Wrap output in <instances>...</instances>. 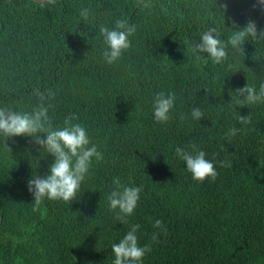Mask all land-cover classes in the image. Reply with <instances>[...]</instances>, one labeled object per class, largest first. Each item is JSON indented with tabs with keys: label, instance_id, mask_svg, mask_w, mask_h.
Listing matches in <instances>:
<instances>
[{
	"label": "trees",
	"instance_id": "obj_1",
	"mask_svg": "<svg viewBox=\"0 0 264 264\" xmlns=\"http://www.w3.org/2000/svg\"><path fill=\"white\" fill-rule=\"evenodd\" d=\"M144 2L150 7L137 0L0 3V107L31 112L39 103L34 89H51L53 127L75 114L73 123L104 157L93 158L71 204L45 198L34 212L28 181L47 175L54 158L37 151L31 137L7 139L11 153L0 149V264H113L112 244L134 225L138 245L151 248L141 264H264V103H234L237 88L264 84V40L249 38L245 54L229 45L221 64L193 52L210 27L225 43L233 21L242 28L252 20L259 32L264 11L254 8L256 0ZM116 20L136 31L109 65L99 28L112 29ZM161 91L176 94L166 123L153 114ZM194 107L200 121L191 116ZM249 113L251 123L240 124ZM233 127L242 130L229 140ZM192 145L214 164V181H194L176 156L177 147ZM117 177L142 187L127 223L109 210Z\"/></svg>",
	"mask_w": 264,
	"mask_h": 264
},
{
	"label": "clouds",
	"instance_id": "obj_2",
	"mask_svg": "<svg viewBox=\"0 0 264 264\" xmlns=\"http://www.w3.org/2000/svg\"><path fill=\"white\" fill-rule=\"evenodd\" d=\"M40 7L54 5L56 0H35ZM138 5L143 8H149L150 5L144 0H137ZM264 11V0H256L254 8ZM220 8L227 10L226 4L219 5ZM80 16L84 21L89 18V9L82 8ZM233 32L229 36L227 43L220 39V33L216 27H210L204 32L199 43L193 46V52L206 53L213 63L221 64L228 58L226 51L230 45L236 52H243L246 41L264 40V29L258 32L254 21L249 20L244 27H239L235 21L232 22ZM136 31V26L130 25L127 20H116L115 27L109 29L101 25L99 33L103 37L105 50L102 53L104 61L111 65L118 61L122 54L131 46L129 37ZM245 54V53H244ZM232 93L230 92V95ZM238 99L234 101L238 106L245 107L257 103H264V84L260 85L259 91L248 83L243 88H237L235 91ZM34 95L38 97L39 103L31 112L14 111L10 107H0V136H3L5 143L0 144V149L11 153L12 149L7 145L8 138L24 136L31 137L34 144L39 145L37 151L45 152L54 159L49 166L47 175H36L28 181L27 187L32 194L33 211H38L45 198L48 200H62L70 203L77 199V193L80 190L82 181L88 173L93 158L96 161L102 160L103 153L96 145H90V139L86 128L80 123H73L78 117L70 114L65 117L62 127H53L52 118L49 116V109L53 106L51 101L55 98V93L51 89L41 92L34 89ZM176 94L174 92L165 94L163 91L157 93L153 100L154 119L159 123H166L170 119L169 113L174 108ZM47 102V106L46 105ZM193 119L200 121L203 113L199 107H194L191 111ZM186 119V117H182ZM238 122L242 125L251 123V114L247 116L240 115ZM242 129L231 128L226 134L230 138L237 135ZM45 134L44 138L41 135ZM192 151L177 147L176 156L185 162L187 171L191 178L197 182H203L206 179L214 181L218 175L214 164L207 160L206 154L202 150H196L192 145ZM222 167H230L228 162H220ZM113 189L108 195V204L110 211H116V218L121 223H127V217L131 216L137 206L142 187H129L121 183L120 179H113ZM156 228H162V221L156 220ZM140 225L132 226L118 243L112 244V253L114 254L113 264H141L146 252L151 251L148 245L141 247L138 245L137 231ZM166 231V229H165ZM157 234H153V240Z\"/></svg>",
	"mask_w": 264,
	"mask_h": 264
},
{
	"label": "water",
	"instance_id": "obj_3",
	"mask_svg": "<svg viewBox=\"0 0 264 264\" xmlns=\"http://www.w3.org/2000/svg\"><path fill=\"white\" fill-rule=\"evenodd\" d=\"M4 0H0V3L3 2ZM35 1V0H34Z\"/></svg>",
	"mask_w": 264,
	"mask_h": 264
}]
</instances>
